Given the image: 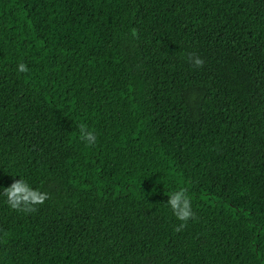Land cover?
<instances>
[{
	"label": "trees",
	"instance_id": "obj_1",
	"mask_svg": "<svg viewBox=\"0 0 264 264\" xmlns=\"http://www.w3.org/2000/svg\"><path fill=\"white\" fill-rule=\"evenodd\" d=\"M18 179L49 199L0 194V264H264V0H0V193Z\"/></svg>",
	"mask_w": 264,
	"mask_h": 264
},
{
	"label": "clouds",
	"instance_id": "obj_2",
	"mask_svg": "<svg viewBox=\"0 0 264 264\" xmlns=\"http://www.w3.org/2000/svg\"><path fill=\"white\" fill-rule=\"evenodd\" d=\"M187 60L194 67H202L203 60L194 53L187 54ZM17 71L25 73L28 67L25 63L20 62L17 66ZM79 139L88 145L94 144L96 136L94 132L90 131L83 123L79 124ZM3 196L7 198V204L14 210L31 213L37 210V205L43 204L49 199L47 192L32 188L25 180H14L10 186L3 188ZM167 205L170 207L173 215L181 221L175 227V231H182L187 226L189 219H195V214L192 210L191 199L185 188H180L168 194Z\"/></svg>",
	"mask_w": 264,
	"mask_h": 264
}]
</instances>
